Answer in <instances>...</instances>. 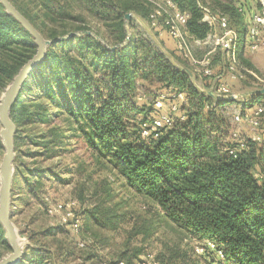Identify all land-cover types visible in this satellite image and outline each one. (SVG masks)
Listing matches in <instances>:
<instances>
[{
	"label": "trees",
	"instance_id": "16d2710c",
	"mask_svg": "<svg viewBox=\"0 0 264 264\" xmlns=\"http://www.w3.org/2000/svg\"><path fill=\"white\" fill-rule=\"evenodd\" d=\"M9 1L44 37L26 6L18 0ZM86 1L93 15L107 27L108 36L98 39L82 27L78 33H68L65 39L49 46L11 107L10 119L15 127L34 115L46 122V104L57 106L53 116L64 117L70 126L74 124V131L83 135L97 168L102 170L106 165L135 194L156 206L164 221L182 232L185 239L212 242L224 258L218 260L210 249L202 254H212V261L219 264H264V132L260 142L244 137L243 148L231 140L232 129L220 110L229 102L202 94L191 84L188 74L173 66L168 56L177 63L185 60L175 45L171 49L165 46L159 32L172 39L161 24L150 27L151 10L143 0ZM174 1L180 11L189 15L187 33L194 39H205L210 28L201 21L199 0ZM237 3L236 7L226 6L230 16L240 17L239 9L248 16L255 11L247 0ZM49 4H35L46 10V19H51L46 13L50 11ZM130 13L150 27L167 54L151 38L143 36L141 25L137 29L142 34L133 28L128 37L127 26L131 28L133 20L126 22L124 16ZM44 38L61 37L51 34ZM35 51L32 37L0 5V53L7 56L0 59L2 87L11 82ZM242 63L252 68L250 62ZM201 78L202 87L210 90L211 79ZM250 80L252 77L247 76L243 81L250 85ZM145 85H158L163 91L181 93L186 98V103L178 104V121L157 139L140 137L142 123L157 112L152 102L150 107L137 101V92ZM25 91H35V112L30 110V104L21 101ZM262 99L264 95L246 97L243 106L254 107ZM138 116L141 119L136 121ZM181 116L184 120H180ZM226 135L227 144H222ZM16 145L14 136V149ZM86 218L113 231L123 219L115 210L99 207L88 211ZM81 219L83 223L84 216ZM136 234L133 231L130 235ZM125 246L128 247L127 240ZM1 250L10 252L0 226V255ZM137 257L134 250L129 253L126 248L112 264H131ZM25 259L24 254L20 264H25Z\"/></svg>",
	"mask_w": 264,
	"mask_h": 264
},
{
	"label": "rangeland",
	"instance_id": "374dc122",
	"mask_svg": "<svg viewBox=\"0 0 264 264\" xmlns=\"http://www.w3.org/2000/svg\"><path fill=\"white\" fill-rule=\"evenodd\" d=\"M30 1L18 0L26 6V12L40 26L44 37L54 34L65 39L68 33H78V28L82 27L89 29L98 39L102 37L105 40L108 36L107 27L93 15L86 0ZM44 1L51 3L48 8L50 11L46 12L51 19L44 17L46 10L42 9V6H35V4H43ZM199 2L208 7L212 13H222L227 16L229 26L236 30L240 37L237 48L238 60L246 63L249 62V58L256 59L257 64L247 68L264 80V48L251 52L245 40L248 14L243 11L238 14L240 17H236L230 16L225 11L226 6L236 7L237 0H199ZM247 2L250 3L253 11L259 9L256 0H247ZM130 14L132 16L129 20L133 21L130 23L131 28L127 26L128 37L133 28H135L134 32L141 33L137 29V26L141 25L145 31L143 36L151 38L164 54L168 52L154 36L150 27L148 28V25L133 13ZM213 29L218 33L217 27L213 26ZM262 37L264 39V33ZM108 41L112 42V39L108 37ZM189 46L194 58L199 60L206 57V52L215 48L212 43L195 45L189 42ZM6 58V55L0 53V59ZM210 58L212 71L223 74V70H214L217 62L226 63L220 49L215 48ZM168 59L172 64L186 68L185 61L180 60L181 63H177L169 56ZM191 71L195 78L193 85L197 89L206 90L202 87L200 73L194 72L192 67ZM226 78L225 74L224 79L228 81ZM250 83L249 85L241 80L231 82V90L238 97L232 104H223L220 109L229 127L238 130L243 138L249 137L252 130L244 123L235 125L232 115L234 109L237 111L238 107H241L242 112H247L248 107L243 106L244 98L240 95L259 89L251 80ZM1 85L0 94L5 89ZM163 90L165 89L158 85H145L138 90L137 101L151 107L150 102ZM35 95V91H25L21 97L24 104L32 106L30 108L32 112H35ZM259 104H264V99ZM45 108L48 116L46 122L36 119L34 115L30 120H21L14 134L17 145L14 149L15 172L10 214L19 239L25 247V264L40 262L42 264H112L126 248L129 253L134 250L138 255L131 264H142L141 260H147L148 255L152 260L149 259L146 264H219L217 261H212L215 259L212 254L196 255L193 251L195 247L201 246L202 242L185 239L182 232L164 221L156 206L135 194L114 171L106 165L105 169L97 168L83 135L74 131V124L70 126L64 122V117L53 116L58 111L57 106L46 104ZM163 111L168 112V107L166 106ZM155 114L153 112V116ZM177 115L176 113L172 117L178 121ZM140 119L141 117L138 116L136 121ZM256 131H260L261 134L264 132V116ZM227 141L228 135L225 136L222 144H227ZM2 154L1 149L0 159ZM55 204L66 207L74 205L77 212L84 216L78 235L59 224L57 217L47 213V208L50 207L49 209L52 210ZM95 207L113 209L122 215L120 226L113 231L87 221L86 213ZM133 231L137 234L130 235ZM80 239L84 242L82 247L78 245ZM126 240L128 247L125 246ZM7 253L1 250L0 257Z\"/></svg>",
	"mask_w": 264,
	"mask_h": 264
},
{
	"label": "built area",
	"instance_id": "2783aa9c",
	"mask_svg": "<svg viewBox=\"0 0 264 264\" xmlns=\"http://www.w3.org/2000/svg\"><path fill=\"white\" fill-rule=\"evenodd\" d=\"M145 4L150 7L149 22L151 28H157L161 24L174 41L177 52L182 58L193 68L194 72L200 73L201 77L211 79V91L213 94L225 97L233 96L237 99V95L231 90V82L235 80H245L247 76L252 77V82L257 85L259 89H264V80L257 76L252 70L245 67L239 60L237 55V48L240 42V37L236 30L229 26V21L226 15L222 13L214 14L211 10L198 3V8L202 13L201 21L210 28L208 35L203 40L194 39L186 31V23L189 15L177 8L174 0H143ZM258 2V10H255L249 16L245 40L248 43V48L251 52H256L264 48V0H256ZM238 12L242 13L239 9ZM213 26L218 28V33L213 29ZM213 31V33H212ZM189 42L195 45L212 43L215 48H219L225 58L223 74L212 71L210 54L214 51L212 49L205 54V58L199 60L194 58L191 53V46ZM208 56V57H207ZM224 61V60H223ZM228 77L225 81L224 75ZM186 98L181 93H174L169 91H161L152 100L153 107L157 111L155 116L150 121H145L141 125L140 137L157 139L161 136L163 130H167L174 126L175 120L172 115L177 113L178 104H184ZM168 107V112H164V108ZM233 111L232 120L235 125L246 124L251 128L249 138L253 141L260 142L262 137L260 131H256L261 124V119L264 116V104L254 106L253 109L247 112H242L241 107L237 111ZM184 120V117H179ZM231 140L234 141L239 148L245 146V139L240 136L238 130L231 131ZM229 154H234L233 150H229ZM47 208V213L51 216L57 217L59 224L68 227L75 235H78L82 227V219L80 213L77 212L74 205L63 206L55 204L51 209ZM81 240L78 245L84 246ZM205 249L214 250L218 260H222L223 253L216 250L212 242L205 241L201 246L194 249L195 254H202ZM146 257V256H145ZM147 260L142 261L146 264L151 256H147ZM122 264V263H119Z\"/></svg>",
	"mask_w": 264,
	"mask_h": 264
},
{
	"label": "water",
	"instance_id": "95a60500",
	"mask_svg": "<svg viewBox=\"0 0 264 264\" xmlns=\"http://www.w3.org/2000/svg\"><path fill=\"white\" fill-rule=\"evenodd\" d=\"M0 5L5 13L11 16L20 26L32 37L36 46L35 54L21 66L11 82L5 87L0 94V142L3 148V154L0 159V226L4 232V237L10 252L0 258V264H20L24 256V244L21 243L18 232L11 220V192L14 178V134L15 124L10 119V110L15 103L23 84L27 81L31 71L44 58L46 50L56 41L64 39V37L56 40L45 39L31 23L10 3L9 0H0ZM131 14L124 16L127 22L131 18ZM90 34V32H84ZM153 40L155 38L152 35ZM179 71L188 74L191 84L195 82L194 74L191 70L180 67L173 63ZM194 86V85H193ZM195 87V86H194ZM196 88V87H195ZM202 94L216 101L233 102L236 98L233 96L225 97L213 94L209 90L198 89ZM253 95H264V89L253 90L240 96L246 98ZM238 97V96H237Z\"/></svg>",
	"mask_w": 264,
	"mask_h": 264
},
{
	"label": "crops",
	"instance_id": "0c3cea01",
	"mask_svg": "<svg viewBox=\"0 0 264 264\" xmlns=\"http://www.w3.org/2000/svg\"><path fill=\"white\" fill-rule=\"evenodd\" d=\"M159 35H160V37L161 38H163V40H164V42H165V46L167 47V48H169V49H171V48H173L174 47V43H173V41L172 40H170L167 36H165L166 34H164V33H162V32H159ZM163 52V51H162ZM209 52V51H208ZM208 52H206V53H208ZM164 53V52H163ZM165 54H167V52H165ZM177 55H178V53H177ZM249 62H250V64L253 66V65H256L257 64V61H256V59H254V58H251V60H250V58H249ZM224 64L223 63H218L217 62V64L216 65H214V69H219V70H224ZM228 79V77L226 78V80ZM247 104V103H246ZM248 105V104H247ZM246 107H248V109H247V111L248 110H250V109H253L254 107L252 106V107H249V106H246Z\"/></svg>",
	"mask_w": 264,
	"mask_h": 264
}]
</instances>
